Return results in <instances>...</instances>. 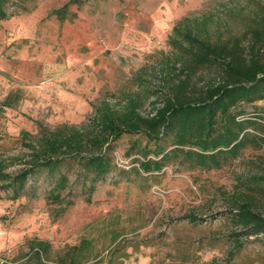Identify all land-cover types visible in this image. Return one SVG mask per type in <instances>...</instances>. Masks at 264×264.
<instances>
[{"label":"rangeland","instance_id":"rangeland-1","mask_svg":"<svg viewBox=\"0 0 264 264\" xmlns=\"http://www.w3.org/2000/svg\"><path fill=\"white\" fill-rule=\"evenodd\" d=\"M69 1H14L11 17L0 23V162L6 172L27 166L29 144L41 127L88 126L104 103L122 108L130 97L149 116L187 74L196 94L221 80L218 65L186 67L171 44L174 27L183 22L204 40L239 37L248 46L264 7V0H82L63 9ZM257 104L264 108V100ZM137 139L147 142L137 133L114 143L118 168L90 200L74 171L65 201L51 195L56 180L46 171L34 173L19 197L0 189V264L15 262L34 238L49 241L54 252L86 240L88 263L264 264V236H242L244 244L234 247L226 211L227 192L264 174V146H248L221 168L177 162L153 177L139 173ZM258 197L264 213V195ZM192 213L200 218L196 223L184 218Z\"/></svg>","mask_w":264,"mask_h":264},{"label":"trees","instance_id":"trees-1","mask_svg":"<svg viewBox=\"0 0 264 264\" xmlns=\"http://www.w3.org/2000/svg\"><path fill=\"white\" fill-rule=\"evenodd\" d=\"M14 1L19 0H0V23L11 17L8 6ZM81 2L70 0L63 9ZM257 17L256 25L250 29L253 41L248 46H243L239 37L224 43L210 42L200 38L188 24L181 22L175 26L177 37L171 44L186 67L195 71L218 65L221 80L196 94L189 73L180 82L171 84L162 106L149 116L142 115L138 100L130 97L122 108L104 103L88 126L63 124L54 130L41 127L37 139L29 144L31 152L26 167L10 173L0 162V189L11 188L14 197H19L34 173L46 171L48 179L56 180L51 195L55 201H65L62 192L74 171L83 180L90 200L99 183L118 168L112 154L114 143L129 134L139 133L147 138L145 145L142 140L134 141L141 155L134 161L138 162L139 173L153 177L177 162L204 170L221 168L238 159L248 146L263 147L264 108L257 103L264 100V7ZM131 153L129 150L128 155ZM240 187L227 192L230 205L226 211L234 226L230 238L236 248L244 244L242 236H264V213L258 197L264 195V174L254 176ZM184 218L192 223L200 220L195 213ZM118 239L116 235L115 240ZM89 246L85 240L65 252H54L49 241L34 238L27 240L28 250L22 251L11 264H101L102 261H86L84 252ZM113 263L109 259L107 264Z\"/></svg>","mask_w":264,"mask_h":264}]
</instances>
